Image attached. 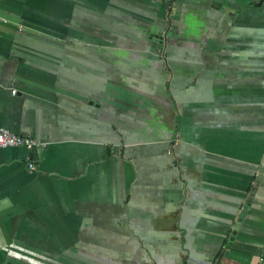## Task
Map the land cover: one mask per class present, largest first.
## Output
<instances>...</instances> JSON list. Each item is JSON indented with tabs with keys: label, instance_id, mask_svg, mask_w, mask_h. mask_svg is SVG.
<instances>
[{
	"label": "crops",
	"instance_id": "0c3cea01",
	"mask_svg": "<svg viewBox=\"0 0 264 264\" xmlns=\"http://www.w3.org/2000/svg\"><path fill=\"white\" fill-rule=\"evenodd\" d=\"M0 127V264H264V0H0Z\"/></svg>",
	"mask_w": 264,
	"mask_h": 264
},
{
	"label": "built area",
	"instance_id": "2783aa9c",
	"mask_svg": "<svg viewBox=\"0 0 264 264\" xmlns=\"http://www.w3.org/2000/svg\"><path fill=\"white\" fill-rule=\"evenodd\" d=\"M12 92L14 93L15 90L12 89ZM44 145L45 142L39 141L36 138L27 135H20L9 131L4 127H0V148L14 146L25 148L28 152H30V154L26 156V161L24 163L29 170H35L36 168L31 151Z\"/></svg>",
	"mask_w": 264,
	"mask_h": 264
}]
</instances>
